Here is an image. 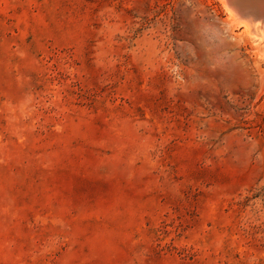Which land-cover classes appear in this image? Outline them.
I'll return each mask as SVG.
<instances>
[{"label": "rangeland", "instance_id": "obj_1", "mask_svg": "<svg viewBox=\"0 0 264 264\" xmlns=\"http://www.w3.org/2000/svg\"><path fill=\"white\" fill-rule=\"evenodd\" d=\"M227 9L0 0V264H264V33Z\"/></svg>", "mask_w": 264, "mask_h": 264}, {"label": "bare ground", "instance_id": "obj_2", "mask_svg": "<svg viewBox=\"0 0 264 264\" xmlns=\"http://www.w3.org/2000/svg\"><path fill=\"white\" fill-rule=\"evenodd\" d=\"M222 1L228 8L227 10L232 15V17L241 21L245 26L246 30L258 31L259 28H262L261 30H263L262 32L264 33V17L262 16L264 14H262V12L256 13L257 10L256 11L252 10L255 9V7L252 6L253 0H222ZM248 8H250L251 10H248Z\"/></svg>", "mask_w": 264, "mask_h": 264}, {"label": "water", "instance_id": "obj_3", "mask_svg": "<svg viewBox=\"0 0 264 264\" xmlns=\"http://www.w3.org/2000/svg\"><path fill=\"white\" fill-rule=\"evenodd\" d=\"M252 6L255 7V9L252 10H257L256 13H260L262 12V14H264V0H253L252 2ZM248 10H251L250 8H248ZM264 17V15H262Z\"/></svg>", "mask_w": 264, "mask_h": 264}]
</instances>
